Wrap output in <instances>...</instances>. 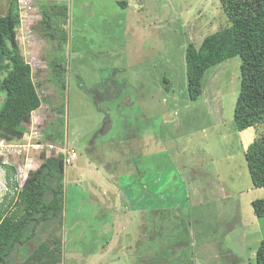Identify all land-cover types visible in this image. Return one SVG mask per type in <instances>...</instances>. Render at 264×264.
Masks as SVG:
<instances>
[{"label":"rangeland","instance_id":"rangeland-1","mask_svg":"<svg viewBox=\"0 0 264 264\" xmlns=\"http://www.w3.org/2000/svg\"><path fill=\"white\" fill-rule=\"evenodd\" d=\"M18 3L16 37L41 106L27 132L0 138V201L39 167L43 149L31 144H47L48 129L52 149L76 154L66 164L62 264H256L264 215L251 202L264 186L253 185L244 154L255 129L233 119L240 57L207 69L198 98L187 89V46L228 23L219 0ZM53 4L67 9L57 48L36 27ZM3 164L14 167L8 180ZM138 166L163 184L149 213L144 196L130 202L120 187Z\"/></svg>","mask_w":264,"mask_h":264},{"label":"trees","instance_id":"trees-1","mask_svg":"<svg viewBox=\"0 0 264 264\" xmlns=\"http://www.w3.org/2000/svg\"><path fill=\"white\" fill-rule=\"evenodd\" d=\"M219 2L227 17V25L204 35L200 44L189 43L186 48L188 96L194 100L201 95L202 79L207 69L233 56L240 57V91L233 119L238 130L255 129V137L244 154L253 185L263 187L264 0ZM66 19V7L53 4L49 9H41V19L36 27L42 29L57 48L52 38L63 30L56 25H64ZM19 26L18 0H10L7 13L0 15V138H19L27 132L25 123L41 106L32 68L24 60L16 37ZM50 64L56 72L61 69L55 62ZM45 131L43 139L47 143L56 141L52 130ZM42 149L43 160L39 167L28 173L19 190L13 194L6 192L0 201V264H62L63 244L58 231L66 213V157L55 149L45 156L46 150ZM3 166L8 180L14 167L10 164ZM134 174L137 177L129 181L122 175L125 181L120 187L130 202L144 196L138 204L151 206L145 210L149 213L148 210L157 208L154 203L157 187L153 181L156 175L142 171L139 166ZM251 205L257 216L264 215V198L252 200ZM154 252L157 255V251ZM255 259L256 264H264V238L255 250ZM156 260L151 258V262L158 264Z\"/></svg>","mask_w":264,"mask_h":264},{"label":"built area","instance_id":"built-area-1","mask_svg":"<svg viewBox=\"0 0 264 264\" xmlns=\"http://www.w3.org/2000/svg\"><path fill=\"white\" fill-rule=\"evenodd\" d=\"M37 135L38 134H36V137H37ZM7 144H8V142H6L5 140H0V147L1 148L5 147V146H8ZM31 145H32L33 148H38V149L45 148L47 150V152H49L53 148V145L51 143L43 144L41 141L40 142L35 141ZM60 149L61 148H59V151H60ZM74 152L75 151L73 149L70 150V153L68 152L69 156L66 158V164L67 165L70 164V162L72 161V159L76 157V154Z\"/></svg>","mask_w":264,"mask_h":264},{"label":"crops","instance_id":"crops-1","mask_svg":"<svg viewBox=\"0 0 264 264\" xmlns=\"http://www.w3.org/2000/svg\"><path fill=\"white\" fill-rule=\"evenodd\" d=\"M156 175V174H155ZM154 181V185H155V187H157V189L155 190V197L154 198H158L159 196H161V192L160 191H158V188L159 187H162V185L163 184H160V182H159V180H158V178L157 177H155V179L153 180ZM159 193V194H158ZM158 194V195H157ZM155 200V199H154ZM162 201V202H161ZM161 201H160V203L158 204V205H160V204H162L163 203V200L161 199ZM154 203H155V205H157V203H156V201H154ZM260 238H264V237H261L260 236ZM261 240V239H260Z\"/></svg>","mask_w":264,"mask_h":264}]
</instances>
